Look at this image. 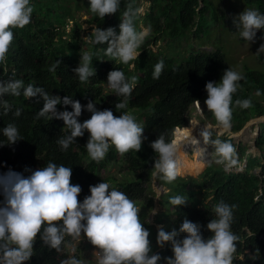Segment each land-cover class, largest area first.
<instances>
[{"label": "trees", "instance_id": "obj_1", "mask_svg": "<svg viewBox=\"0 0 264 264\" xmlns=\"http://www.w3.org/2000/svg\"><path fill=\"white\" fill-rule=\"evenodd\" d=\"M142 1L149 2L151 9L155 5L161 9L165 7V10L160 11L163 17H167L168 10L173 12L169 3L171 6L177 4L176 15L168 20L164 18L161 21L159 17L153 16L152 11L145 15L147 21L152 23L153 41L162 33H169L171 35L169 39L174 41L176 37L194 27L196 29L194 34L201 33L205 16L212 7L208 0ZM240 1L250 6V9L264 14V0ZM30 2L34 7L31 22L23 29H13L14 40L7 53L6 64L0 63V80L21 79L24 84L41 87L50 95L61 98L71 96L73 100H78L85 106L79 118L81 123L91 117V113L86 110L89 101L95 103L99 110H112L116 116L121 115V112H129L142 123L147 139L140 152L132 150L120 154L114 146L110 147L100 162L92 160L86 151L89 139L87 132L83 137L77 138L76 143L70 145L67 150H63L57 140L70 134V130L65 127L62 120H48L43 117L38 119L37 114L44 105L43 99L26 98L21 90L18 97L10 94L3 97L10 105V110L6 114L3 108H0V173L12 169L27 175L26 168L35 170L49 162L57 166L71 167L72 183L82 188L78 197L81 202L91 195L90 186L101 182L109 183L110 187L124 192L136 203L140 209V219L145 222V228L149 229L145 219L153 207L149 192L155 159L158 158V154L150 145L160 135H164L166 142H170L175 128L186 124L189 107L197 100L207 99L206 84L218 82L222 79L224 71L229 68L224 55L219 50L196 52L190 54L182 64L175 65L171 58L159 57L146 49L149 44L146 39L138 49L141 51L139 57L128 64H123L112 57L107 58L103 50L106 49V44L98 46L90 44V40L87 39H90L91 33L87 34L88 38L83 39L84 30L81 29L79 20L82 14L79 11L82 6L87 7V11L84 12L87 16L85 23L92 31L94 27H100L102 30L111 27L119 34L123 13L129 4L139 7L138 0H120L118 12L104 19L90 11V0H30ZM67 22L72 26L70 32L65 31ZM261 31L259 37L264 38V29ZM83 44L90 45L93 54L92 67L95 70V75L86 82H80L73 71L79 65ZM161 60L164 61V69L159 79H154V66ZM57 61L60 63L55 72L50 71ZM261 63L264 66V56L261 57ZM116 69L123 71L126 77L133 75L138 77L137 84L128 97V106L121 112L116 110L115 104L123 101L124 97L118 96L111 88H106L108 73ZM242 76L243 79L239 82L241 86L234 94L233 100L251 99L252 107L248 109L233 107L234 118L231 121L234 124L233 132L238 131L248 119L264 115V71L246 70ZM258 91L259 96L256 95ZM17 108L21 110L18 117L15 115ZM147 108H150L149 113L140 112ZM58 110L64 111L65 108L60 105ZM67 110L73 109L69 106ZM214 123H217L216 120ZM8 124H14L19 131L21 140L15 144H10L3 135L2 130ZM215 139L229 141L235 147L230 135L216 137L213 134L212 140ZM263 143L264 136L261 133L256 140V147L260 149L261 155L247 156V165L243 173H227L222 166L211 163L197 179H184L178 176L175 181L169 183L156 175L157 181L165 190V194L160 198V205L166 208L164 213L157 214L156 221L163 223L167 220L164 228L170 232L174 228L179 231L183 220L187 218L201 225L202 234L207 239L212 235L207 230V224L216 218V213L212 216L204 214L214 211L217 206L209 194V190L214 191L215 199L224 198L236 206L233 209L231 231L236 232L238 222H241L251 232V235L246 233V236L244 232H240V238L244 241L239 247L244 259L240 260L235 256L233 264H252V261L253 264H264V240L258 239L259 235L264 234V187L261 195L259 193L260 186L264 184V177L253 173L256 167L264 168L259 162V160L264 162ZM118 164L121 165L119 170L126 176L124 179L119 181L104 176L106 171ZM262 173L264 175V171ZM176 196L184 197L186 205L171 204V198ZM2 200L3 197L0 196V201ZM183 235L181 234V238ZM81 236L86 238L83 234ZM153 240L155 238L150 233L152 250L155 251L160 247ZM72 241L71 237H66L61 250L57 251L45 245L38 236L32 262L25 264H61L63 260L68 259L66 246ZM81 244L80 241L79 245ZM158 254L162 257L172 256L171 245L167 244ZM76 258L82 260L84 264H94V261L86 257ZM161 264H165L164 260Z\"/></svg>", "mask_w": 264, "mask_h": 264}, {"label": "clouds", "instance_id": "obj_2", "mask_svg": "<svg viewBox=\"0 0 264 264\" xmlns=\"http://www.w3.org/2000/svg\"><path fill=\"white\" fill-rule=\"evenodd\" d=\"M119 7L120 0H90L89 9L93 14L104 19L108 15L116 14ZM33 11L34 7L30 0H0V63L6 64L7 53L14 40L13 29H23L29 25ZM142 12V8L129 4L123 13L119 34L111 27L106 30L94 27L89 42L94 46L106 44V49H103L105 54L123 64L136 60L141 53L138 49L146 39L149 44L158 41V39L153 41L154 34L149 37L148 25H145L148 29L141 30L139 27L137 18ZM161 19L164 17L162 16ZM145 21L148 22L146 16ZM233 25L242 38L254 42L257 32L264 29V14L255 9H245L238 16L233 17ZM71 27V23L67 22L65 31L70 32ZM185 33L175 39L183 38ZM257 53H264V44L260 46ZM155 54L159 57H167L159 53ZM92 59V53H83L80 56L79 65L73 69L80 82H86L95 75ZM59 63L57 61L49 70L55 72ZM163 69L164 61L161 60L154 66L153 78L159 79ZM242 79L243 76L239 72L228 68L224 71L219 83L208 82L206 84L208 96L205 104L217 122L214 123L212 117L211 124L204 126L200 132L206 151L212 135L210 129L214 126L221 128L226 135H230L233 142L234 124L231 121L234 106L241 109L252 107L251 99L233 100L234 94L241 86L239 82ZM137 80L138 77L135 75L126 77L124 72L118 69L108 73L106 88H111L118 96L124 97L123 101L115 104L118 112L127 108L128 97L131 96ZM21 90L26 98L43 99L44 105L37 114L38 119L43 117L48 120H62L65 127L70 130V134L57 140L63 150H67L70 145L76 143L77 138L83 137L87 132L89 139L86 151L92 160L100 162L105 158L110 147L114 146L120 154L132 150L140 152L147 139L144 136L143 125L138 123L136 117L129 112H121V115L116 116L112 110H99L95 103L89 101L86 110L89 114L91 113V117L81 123L79 118L85 106H82L78 100H73L67 95L63 98L50 95L41 87L24 84L21 79L0 80V108H3L5 114L10 110V105L3 97L8 94L18 97L21 95ZM256 95H260L259 91ZM200 101L202 100H197L193 104L200 105ZM60 105L64 106V111L58 110ZM69 106L73 109L72 111L67 110ZM188 111L186 124L175 128L170 142H166L164 135H160L151 143L150 146L158 154V158L155 159L153 177L159 175L171 183L180 175V161L177 156L179 149L172 141L178 129L189 126ZM20 114L21 110L17 108L15 115L18 117ZM259 124L258 121V137L264 132L261 130L264 124L260 126ZM2 131L10 144L21 140L14 124H8ZM191 142L199 143L194 138ZM211 143L215 151L213 156L215 159L220 157L216 163H220L218 165L222 166L225 172H244L249 154L245 156L242 170L233 171L230 169L237 164L235 156L238 146L235 145V148L231 142L220 139L211 140ZM253 145L255 148L256 141ZM257 149L261 155L260 149ZM262 149L264 150L263 145ZM260 155L250 156L260 157ZM207 160L209 162L210 158ZM259 162L264 166L262 160ZM257 168L260 167H256L253 173L263 178L264 168H260L261 173L259 174L254 172ZM25 172L28 174L9 169L6 173H0V196L3 197L0 201V264L32 262L36 252L34 245L38 236L45 245L57 251L61 250L66 237L72 238V243L66 246L68 259L63 260L61 264H84L82 260L75 257L77 256L75 250L85 248L79 243L86 238L93 248V252L91 250L89 253L91 257L93 256L91 261H94V264H161L162 260L165 264H233L235 256L240 260L244 259L239 247L244 241L240 238V232H244L245 236L246 233L251 235V232L241 222H238L236 232L231 231L233 209L236 206L224 198L215 199L214 191L209 190V194L217 206L214 211L204 214L212 216L216 213V218L211 219L207 224V230L212 235L205 239L201 225L187 218L183 220L179 231L174 228L169 232L163 225H158L157 245L160 247L158 250L161 251L165 244H170L173 253L170 257H162L158 254V250H152L150 231L145 228V222L140 219V209L124 192L110 187L109 183L101 182L90 186L91 195L81 202L78 197L82 188L72 183L71 167L57 166L49 162L46 166L35 170L26 168ZM157 183V188L161 193L164 192V187L158 181ZM263 187L264 184L260 186V195ZM170 203L181 206L186 205L187 201L182 196H176L171 198ZM157 214V210L154 209L152 216ZM82 234L86 238H82ZM181 234H184L182 238ZM258 239L264 240V234L259 235Z\"/></svg>", "mask_w": 264, "mask_h": 264}, {"label": "rangeland", "instance_id": "obj_3", "mask_svg": "<svg viewBox=\"0 0 264 264\" xmlns=\"http://www.w3.org/2000/svg\"><path fill=\"white\" fill-rule=\"evenodd\" d=\"M208 3H211L212 7L209 8V12L205 16L201 33L194 34L196 30L194 27L193 29L186 30L184 37L180 39L177 38L175 39V41H171L169 39L171 36L169 33H162L161 35H158V41L156 43L149 44L147 46V49L157 54L159 53L167 57L170 56L175 65L183 63L190 53L194 54V52H212L219 50L224 55L229 68L239 72L241 75L245 74L246 70H254L258 72L264 71V66L261 63V57L264 56V53H257L260 46L264 44V38L259 37V35L262 34V31L259 30L257 32L254 42H249L239 35L233 25V17L238 16L240 13L245 11V9H250V6H247L240 0H208ZM138 4L139 7L143 9V12L140 14L137 20L138 25H140L139 27L141 28V30L149 28V37H151L154 34L151 27L152 23L145 21V14L152 11L153 16L156 18L159 17L160 19L163 16L161 15L160 11L165 10V7L161 9L160 6L155 5V7L151 9L149 3H145L142 0H138ZM169 4L170 9L173 10V12H170V10H168L167 17L164 16V18L167 20L174 17L177 13V9L175 8L177 4H173L174 6H171V3ZM201 7L202 5L200 3V8ZM85 11H87V7L85 6H82L79 11L82 14L79 20L81 23V29L84 30L83 39L88 38L89 36L87 34L92 33V30L89 29L87 27V23H85V20H87V16L84 14ZM161 21H163V19H161ZM145 25H148V28L145 27ZM87 40L89 41L90 39ZM85 52L91 53L90 45L83 44L81 53L83 54ZM107 58L111 59L110 56H108ZM130 69H132V65L130 66ZM220 81L221 79L217 83H219ZM205 100L206 98L202 99V101H200V105L195 103L190 107L188 111L189 113L187 114V121L191 122V120L195 118L203 126L211 124L212 117L213 121H215L214 115L208 111L205 105ZM204 110H206V112H204ZM149 111L150 108H147L144 111L140 112L149 113ZM251 121L252 120H249L247 122L245 121L242 128L232 134L233 143L238 147H235V158L237 160V164L232 166L230 170L237 172L241 171L243 165L245 164V156L247 154L252 156L260 155L258 149L256 147L254 148L253 145L258 137V122ZM137 122L142 125L140 121ZM261 124L263 123H260L259 126ZM243 129H245L244 132ZM262 130H264V127ZM210 131L212 135L209 143L207 144L208 150L205 151L203 155L198 154V156H195V152L188 148L182 149V154L179 153V176L181 178H200L203 171H205L208 167V164H210L211 162H214V164H220L216 163V161L220 158L215 159V157L213 156V152L215 151L212 146L211 140L213 138V133L216 135V137H219L224 135L225 132L223 130L221 131V128H219L218 126H214L212 129H210ZM230 131L228 133H230ZM262 134L264 136V132ZM183 154H185L186 158L183 157ZM207 158H210V161L208 163L206 162ZM186 162L189 163V165L187 163L188 166L186 165ZM223 166L226 169L225 164H223ZM120 167V164L113 166L111 170L106 171L104 176L106 175L119 181L124 179L126 176H124L125 174H123L122 171L119 170ZM260 170V168H257L254 172L259 174L261 173ZM155 176L153 177V181L150 184L151 190L149 192L153 207L149 213V216L145 220L150 227L148 230L150 231L151 236L155 238L153 242L157 244V226H164L167 223V220L163 223H158L156 221L157 215L152 216L154 209L157 210L158 214L162 212L164 213L166 211L165 206L160 205V198L165 194V190L161 193V191L157 188L158 183ZM82 244L85 246V248H76L75 252L77 253V256L82 258L86 257L87 259L91 260L93 256L91 257V254L89 252L91 250L93 252L92 245L87 239L82 240ZM166 245L167 244H165V246ZM165 246L161 249H164Z\"/></svg>", "mask_w": 264, "mask_h": 264}, {"label": "bare ground", "instance_id": "obj_4", "mask_svg": "<svg viewBox=\"0 0 264 264\" xmlns=\"http://www.w3.org/2000/svg\"><path fill=\"white\" fill-rule=\"evenodd\" d=\"M261 120H264V118H261L260 120H252V121L258 122ZM203 127L204 126L202 124H200L195 118H193L188 127L180 128L175 132L172 142H174L178 146L179 150H178L177 156H179V153H181L182 149H184V148H188V149L193 150L195 152V156H198V154L203 155V153H205L206 149L204 147L203 138L200 136V132L203 129ZM221 131H222V129H221ZM237 137H238V135H237ZM192 138L198 140L199 143L193 144L191 142ZM183 157L186 158L185 154H183ZM187 163L188 162H186V165H187ZM188 165H189V163H188Z\"/></svg>", "mask_w": 264, "mask_h": 264}, {"label": "water", "instance_id": "obj_5", "mask_svg": "<svg viewBox=\"0 0 264 264\" xmlns=\"http://www.w3.org/2000/svg\"><path fill=\"white\" fill-rule=\"evenodd\" d=\"M261 118H264V116L259 117V118H257L256 120H260ZM259 123H263V124H264V120L259 121ZM206 161H207V163H208V160H207V159H206Z\"/></svg>", "mask_w": 264, "mask_h": 264}, {"label": "crops", "instance_id": "obj_6", "mask_svg": "<svg viewBox=\"0 0 264 264\" xmlns=\"http://www.w3.org/2000/svg\"><path fill=\"white\" fill-rule=\"evenodd\" d=\"M204 154V153H203Z\"/></svg>", "mask_w": 264, "mask_h": 264}]
</instances>
